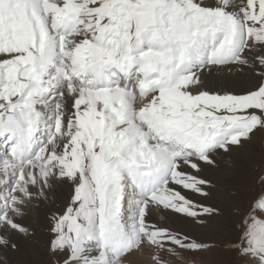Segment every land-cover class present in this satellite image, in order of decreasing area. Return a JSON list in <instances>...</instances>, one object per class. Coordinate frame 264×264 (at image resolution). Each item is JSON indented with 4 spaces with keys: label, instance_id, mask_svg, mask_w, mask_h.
<instances>
[{
    "label": "snow or ice",
    "instance_id": "1",
    "mask_svg": "<svg viewBox=\"0 0 264 264\" xmlns=\"http://www.w3.org/2000/svg\"><path fill=\"white\" fill-rule=\"evenodd\" d=\"M257 137L264 0H0V264H264Z\"/></svg>",
    "mask_w": 264,
    "mask_h": 264
},
{
    "label": "rangeland",
    "instance_id": "2",
    "mask_svg": "<svg viewBox=\"0 0 264 264\" xmlns=\"http://www.w3.org/2000/svg\"><path fill=\"white\" fill-rule=\"evenodd\" d=\"M239 154H242L248 160V174L250 176V179L244 182L242 187L245 190L252 192L256 188V181L258 177L261 174H264V137H257L256 140H254L251 144H248L245 149H242L236 156L238 160ZM214 231L215 230L212 228L206 229L204 231L205 236L207 238H211V234ZM35 245H31L26 249V255H23L24 258H22L20 261L18 260V257H16V264H27L29 260L32 262L34 260V257L31 256V253H33V251L35 250ZM37 250L43 251V249H41V246H39ZM142 258L147 259L146 257ZM196 259L198 261V264H226L228 256L217 250H212L201 254Z\"/></svg>",
    "mask_w": 264,
    "mask_h": 264
},
{
    "label": "bare ground",
    "instance_id": "3",
    "mask_svg": "<svg viewBox=\"0 0 264 264\" xmlns=\"http://www.w3.org/2000/svg\"><path fill=\"white\" fill-rule=\"evenodd\" d=\"M236 159H237L238 163H234L232 165V167L229 169L228 174H226V175H224L222 177V182L225 183V184H227L229 181L235 179V177L237 176V174L240 173V171H241V167H240L241 165L245 166L247 168V170H248V165H247L248 164V160L246 159L245 156H243L242 154H239V160H238V158H236ZM159 219H160V222L161 223H165L164 217L161 216V217H159ZM168 226H170V227H176L178 225L172 224L171 222H168ZM35 244L36 243H34V244H29V243L24 244L23 245V251H22V253L17 256L18 257V260L20 261L22 258H24L23 255H26V249L29 246L35 245ZM37 244L39 246H41V249H43L42 243H37ZM37 244L35 245V250L33 251V253H31V256L34 257V260L32 262L29 260L27 262V264H44L45 257L42 254L43 251L37 250V248L39 247ZM35 257H38V258H35ZM25 261H27V260H25ZM134 264H146V259H144L142 257H139V258L137 257L135 259V263Z\"/></svg>",
    "mask_w": 264,
    "mask_h": 264
}]
</instances>
